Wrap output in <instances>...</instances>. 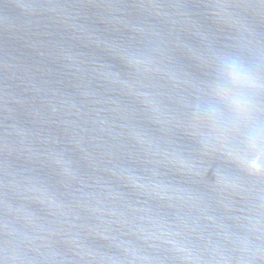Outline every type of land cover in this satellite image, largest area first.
I'll use <instances>...</instances> for the list:
<instances>
[{
	"label": "water",
	"instance_id": "1",
	"mask_svg": "<svg viewBox=\"0 0 264 264\" xmlns=\"http://www.w3.org/2000/svg\"><path fill=\"white\" fill-rule=\"evenodd\" d=\"M213 50L264 76V0H0V264H264V149L196 107Z\"/></svg>",
	"mask_w": 264,
	"mask_h": 264
},
{
	"label": "clouds",
	"instance_id": "2",
	"mask_svg": "<svg viewBox=\"0 0 264 264\" xmlns=\"http://www.w3.org/2000/svg\"><path fill=\"white\" fill-rule=\"evenodd\" d=\"M127 62L126 57H121ZM203 72L196 80L197 110L221 129L216 140V150L227 158L228 150L242 154L248 150V137H255L257 149H264V105L256 99L264 91V76L243 62L239 57L221 54L215 50L210 55H195ZM129 67L133 65L129 64ZM245 130L240 140H234L233 133ZM190 134L201 135L198 126L190 129Z\"/></svg>",
	"mask_w": 264,
	"mask_h": 264
}]
</instances>
